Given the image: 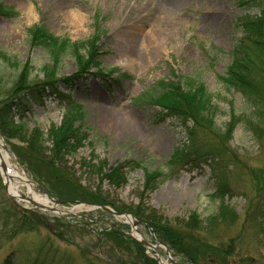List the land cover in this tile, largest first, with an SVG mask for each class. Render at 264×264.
I'll use <instances>...</instances> for the list:
<instances>
[{
	"label": "rangeland",
	"instance_id": "1",
	"mask_svg": "<svg viewBox=\"0 0 264 264\" xmlns=\"http://www.w3.org/2000/svg\"><path fill=\"white\" fill-rule=\"evenodd\" d=\"M0 1L16 11L11 18L0 12V49L22 64L30 59L34 67L33 76L42 75L41 68L51 63L44 49L31 48L28 42V28L41 16L55 34L81 41L93 35V21L96 13L99 14L100 27L107 32L100 43V70L103 73L117 69L107 80L95 75L94 69L89 72L91 75L78 79L67 100L52 95L43 103H35L27 113L29 132L34 128L47 132L53 124H60L69 101L81 106L85 122L92 129L87 140L66 155L62 164L53 162L48 154L44 161L20 162L13 146L20 148L24 145L17 139H13V145L0 138L15 165L31 180L35 177L28 174L31 173L30 167V171L27 170L28 164L36 165L45 178L50 174L64 181L67 187L61 194L57 190L52 191L42 181V185L37 182L38 191L39 188L51 190L53 197L67 200L68 196L78 194L72 192L74 183L91 192H101L118 206L134 207L143 201L168 218L187 217L191 212L205 217L217 209L210 195L218 188L212 175L210 147L217 141L214 134H221L227 128L232 119L231 112L235 111L233 139L227 143L237 158L231 162L225 155L218 162H227L226 180L231 186L228 195L238 217L231 220L233 223L228 227L222 226L216 235L221 234L226 241L236 238L239 242L237 255L229 258L228 264H249L254 259L257 264H264V234L259 233L264 230L263 217L260 216L264 212V128L256 134L246 127L252 103L241 91L228 87L220 79L232 62L231 51L236 40L242 36L238 18L245 14H258L260 6L254 3L242 5L236 0H177L178 9L169 12L157 5L159 0ZM258 1L264 6V0ZM75 13L78 19H75ZM128 35L133 41L132 52L140 55L146 52L150 55L147 59L144 56L141 61L131 62L130 56L133 55L126 52L128 49L131 52V49L128 43H122ZM147 41H151L154 52L146 51L151 50L150 46L146 47ZM248 56L254 64L264 62V53L255 47H250ZM75 64L72 57L66 56L59 69L60 74H74L77 70ZM8 68L5 69L0 60L3 76L9 78L16 69ZM173 70L175 76H181L183 81L188 79L194 85L198 82L206 84L218 104L217 127L213 132L194 129L198 142L192 141L187 133V126L192 122L188 121L184 126L180 119L168 118L165 122L153 123V115L159 107L140 105L136 101L157 81L176 80ZM260 76L257 75L256 80L262 79ZM258 106L264 108V99L259 100ZM115 122L122 124L116 125ZM185 150H188L186 157L176 163L171 177L154 188L146 187L147 177L143 168L126 167L127 181L115 187L109 181L101 180V176L94 172L96 166H87L102 163L111 167L135 159L142 161L149 170L168 171L169 160ZM194 150L196 161L193 157L190 161L189 155ZM211 153L218 157V150ZM207 158L209 162H200ZM67 177L76 178L70 183ZM3 181L0 174V264H118L113 262L114 254L102 232L105 228H119L125 222L123 218L91 210L81 198L74 200L78 201L76 203L58 206L61 211L58 213L36 209L29 201L10 198ZM20 194L27 195V190L21 189ZM250 201L255 208H249ZM48 203L52 205V202ZM24 208L38 210L44 218L38 221ZM55 218H60V222L57 223ZM47 223H54L61 235L54 234L53 228V232L48 230ZM138 230L142 236L151 239V231L145 226H139ZM125 234L130 237L129 232ZM210 236L208 233L202 237L209 239ZM126 250L136 255L137 249L133 245ZM159 251L171 264L164 249ZM178 259L180 261L181 258Z\"/></svg>",
	"mask_w": 264,
	"mask_h": 264
},
{
	"label": "trees",
	"instance_id": "2",
	"mask_svg": "<svg viewBox=\"0 0 264 264\" xmlns=\"http://www.w3.org/2000/svg\"><path fill=\"white\" fill-rule=\"evenodd\" d=\"M0 12L5 15H12L13 9L6 7L0 1ZM97 21L98 15L95 21L98 24ZM245 25L247 27L248 38L237 45L234 60L230 67H228L226 77L222 76V79L230 87L241 91L252 103V113L249 115V120H246V127L259 134V130L264 128V108L258 106L259 100L264 99V62L262 64H254L248 55L250 47H255L258 51L264 53V14L258 18H251ZM28 33L30 35L29 46L31 48L39 47L44 49L49 54L51 63L45 64L41 68L42 75L33 76L34 67L30 59L22 64L15 57L9 56L0 49V60L4 63V68L9 69L8 67H12L16 69V72L14 71V74L9 78L3 76V70L0 69V134L4 136L6 142L9 144L14 145L13 139H17L22 143V146L24 145V147L20 148L16 145L13 146V152L19 157L20 162L30 160H35L36 162L39 159L44 161L45 155L48 154L53 162H60L62 164L65 156L70 155L74 148L87 140L86 137L89 135L84 130L86 127L85 123L83 121L80 122L83 119L79 113V107L72 106L74 104L68 106L61 123L59 125L53 124L47 132H42L38 130L39 128H34L33 131L29 132L28 121L26 120L27 113L31 111L32 101H42L49 94L68 97L63 92V87L71 92L75 87L74 85L77 84L78 79L91 75L89 72H92L94 68L97 69L94 72L95 75L102 73V70H100V53H98V42L102 36V31L97 27L92 37L76 42L68 37H61L52 33L47 25L44 24V21H42L30 27ZM66 56H70L75 60L77 71L73 75L60 76L59 69ZM260 68L262 69L257 71ZM260 74L262 79L256 80L257 75ZM207 89L204 83L200 82L194 85L188 79L184 80L183 83L180 79L176 82L159 81L153 90L142 94L139 101L142 104H154L160 107V110L155 112L154 115V119L157 121H165L166 118L172 117L177 118V120L180 119L184 126H187L188 121L192 122L191 126H187V133L191 136L192 141L198 142L196 133L194 137V129L195 131L199 129L213 132L215 126L217 127L216 117L219 107L214 101L213 93ZM234 112H231L232 119L227 124V128L222 130L221 134H214L217 141L212 145V148L210 147L209 152V157L212 160L210 163L213 165V176L216 179V184H218L217 191L211 194L216 203L215 205H217L215 212L205 217H201L196 212H191L187 217L177 216L168 218L161 211L143 201L134 207H127V205L118 206L101 192H91L87 188L74 183L72 192L78 194L68 196L69 199L76 198L73 200H77V198H81L84 201L109 204L118 211L128 210L137 219L151 226L157 238L165 242L174 255L181 258V262L192 264H228V259H232L234 255H237L239 242L236 238H230V240L226 241L221 234L218 236L216 234L221 230L222 226L228 227L233 223L231 220L235 221L238 217V211L231 205L228 195L231 191V186L226 180L228 172L227 162L224 160L223 162H218V159L221 156L227 155L231 162H234L237 158L236 154L233 153L232 146H230V143H227L233 139V119L237 117ZM219 132L221 131L219 130ZM49 142L51 143V147L48 146ZM214 150H218L219 152L216 158L211 153ZM187 151H182L172 158L169 164V171L162 169L149 170L143 166L142 161L135 159L125 160L120 164L111 165V167H107V165L102 163L87 166L89 168L96 166L95 170H93L101 176V180L105 179L115 185V187H119L127 181L125 178L126 167L143 168L144 174L147 177L146 187L154 188L171 177V170L175 168L176 163L180 159L186 157ZM194 155L195 150L190 153L189 159ZM196 157H193L195 161ZM193 158L190 161H193ZM200 162L207 163L209 162V158ZM29 167L31 168L30 172L37 175L41 182L44 181L52 191L57 190L56 192L64 194V191L67 190L64 181H59L50 174L45 178L36 169V165L34 164L31 166L28 164L27 168L29 169ZM69 174L72 175L71 172ZM67 179L70 183V180H73L68 177ZM253 201H250V209L255 208ZM25 212L29 213L30 211ZM30 214L40 221L36 214L32 212ZM260 216L263 217L262 221L264 222V212H261ZM125 228L128 229L129 226L120 225L116 229L105 228L102 232V235L110 246L111 252L114 254L113 262L118 264H158L156 260L145 253V249L140 243L125 234ZM60 233L62 232H59L58 236L61 235ZM208 233L211 234L210 238L204 239L202 236ZM259 233L263 235L264 230L262 232L259 231ZM130 245H133L137 249L136 255L127 252L126 248H130ZM254 260V262L252 260V263L249 264L258 263L256 259Z\"/></svg>",
	"mask_w": 264,
	"mask_h": 264
},
{
	"label": "bare ground",
	"instance_id": "3",
	"mask_svg": "<svg viewBox=\"0 0 264 264\" xmlns=\"http://www.w3.org/2000/svg\"><path fill=\"white\" fill-rule=\"evenodd\" d=\"M156 3L158 6H160L161 9L169 12H173L178 9L177 0H159ZM74 17L75 19L77 18L76 13ZM122 43L123 45L128 43L127 45L131 49V52L129 49L126 51L127 55L129 54L133 55L130 56L131 62L136 63V61L138 60L141 61L144 56L146 59L150 56L146 52L143 55L137 54L135 53V51L132 52L133 41L132 38L129 37V35L127 36V38L122 39ZM149 46L151 47V50H146V51L154 52L155 49L153 48V46H151V41H147L146 47L148 48ZM115 124L119 125L122 123L115 122ZM0 168L4 170V178L7 181L6 184H8V191L10 194L16 196L19 200H21L22 197V194H20L21 189L25 188L27 190V195L24 196L32 197L35 201L39 203L48 204L49 197L46 194H43V192L38 191L36 189V185L28 178V176L24 172H21L20 168H18L15 165L10 153L4 148L2 143H0ZM137 236H140V234H137Z\"/></svg>",
	"mask_w": 264,
	"mask_h": 264
},
{
	"label": "water",
	"instance_id": "4",
	"mask_svg": "<svg viewBox=\"0 0 264 264\" xmlns=\"http://www.w3.org/2000/svg\"><path fill=\"white\" fill-rule=\"evenodd\" d=\"M49 197L51 198V200H53V202H55V203H61V202H66L65 200L63 201V200H55L54 198H52L50 195H49ZM33 203H35L34 201H33ZM36 205H38V206H40V204H38V203H35ZM89 204H91V203H89ZM91 205H93V207L94 208H101L102 210H105V211H108V212H111V213H113V214H115V215H119V216H121V215H123V216H126V215H128L127 213H119V212H116V211H114V210H111V208L110 207H108V206H105V205H95V204H91ZM134 217V216H133ZM139 223V221L134 217V225H137ZM140 242L143 244V245H146V246H149V247H152V248H154V249H156V245H153L152 243H150V242H148V241H146V240H140ZM166 248H167V252H169L170 253V251H169V248L166 246ZM169 258H170V260L174 263V264H179V263H177L170 255H169Z\"/></svg>",
	"mask_w": 264,
	"mask_h": 264
}]
</instances>
